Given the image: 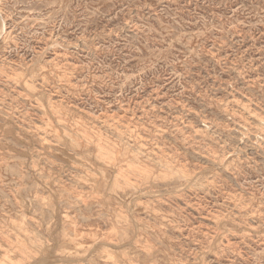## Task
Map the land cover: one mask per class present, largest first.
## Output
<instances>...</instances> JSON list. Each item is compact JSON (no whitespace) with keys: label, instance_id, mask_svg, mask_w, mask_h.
Masks as SVG:
<instances>
[{"label":"rangeland","instance_id":"374dc122","mask_svg":"<svg viewBox=\"0 0 264 264\" xmlns=\"http://www.w3.org/2000/svg\"><path fill=\"white\" fill-rule=\"evenodd\" d=\"M73 263L264 264V0H0V264Z\"/></svg>","mask_w":264,"mask_h":264},{"label":"bare ground","instance_id":"6f19581e","mask_svg":"<svg viewBox=\"0 0 264 264\" xmlns=\"http://www.w3.org/2000/svg\"><path fill=\"white\" fill-rule=\"evenodd\" d=\"M54 111V110H53ZM83 131V130H82ZM221 160V159H220ZM224 160V159H223ZM115 162V161H114ZM224 162V161H223ZM225 164V163H224ZM113 168V167H112ZM183 177V176H182ZM188 178V177H187ZM176 186V185H175ZM189 188V187H188ZM175 192V191H174ZM163 194V193H162ZM160 194V195H162ZM159 195V194H158ZM153 196V195H152ZM137 197V196H136ZM114 198V197H113ZM135 198V197H134ZM121 203V202H120ZM131 210V209H130ZM134 238V237H133ZM5 249V248H4ZM12 251V250H11ZM154 253V252H153ZM87 256V255H86ZM45 257V256H44ZM36 259V258H35ZM48 259V258H47ZM84 260V259H83ZM62 261V260H61ZM70 261V260H69ZM81 261V260H80ZM2 262V261H1ZM74 264V263H73Z\"/></svg>","mask_w":264,"mask_h":264}]
</instances>
